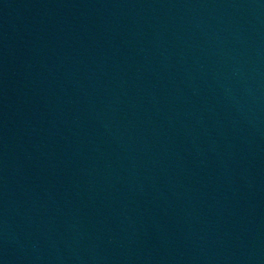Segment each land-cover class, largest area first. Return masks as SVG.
I'll use <instances>...</instances> for the list:
<instances>
[{
	"label": "water",
	"instance_id": "95a60500",
	"mask_svg": "<svg viewBox=\"0 0 264 264\" xmlns=\"http://www.w3.org/2000/svg\"><path fill=\"white\" fill-rule=\"evenodd\" d=\"M0 264H264V0H0Z\"/></svg>",
	"mask_w": 264,
	"mask_h": 264
}]
</instances>
